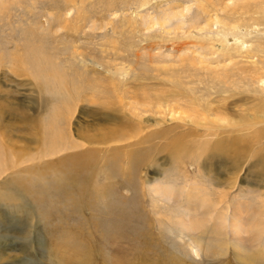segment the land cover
I'll return each mask as SVG.
<instances>
[{
	"label": "rangeland",
	"instance_id": "1",
	"mask_svg": "<svg viewBox=\"0 0 264 264\" xmlns=\"http://www.w3.org/2000/svg\"><path fill=\"white\" fill-rule=\"evenodd\" d=\"M262 82L264 0H0V264H264V154L233 167L231 155L209 160L211 146L234 134L200 130L190 150L196 139L208 146L182 161L159 149L188 130L187 117L217 122L185 98L197 106L224 97L230 116L254 117L264 113ZM154 92L182 101L144 115L156 139L138 146L149 151L138 180L106 183L105 192L91 186L85 204L69 196L53 163L94 147L81 138L112 129L107 115L121 111L119 102L130 113ZM128 121L129 132L145 134ZM260 127L252 151L264 150ZM246 130L239 134L257 128ZM127 143L97 146L96 180L116 181L130 167L110 149Z\"/></svg>",
	"mask_w": 264,
	"mask_h": 264
},
{
	"label": "bare ground",
	"instance_id": "2",
	"mask_svg": "<svg viewBox=\"0 0 264 264\" xmlns=\"http://www.w3.org/2000/svg\"><path fill=\"white\" fill-rule=\"evenodd\" d=\"M14 67H15V69H18L19 68V67L16 66V63L14 65ZM22 72H23V70H22ZM110 84L112 85V87H115L114 81L111 80ZM261 84H262L263 89H264V82H262ZM96 91H99V90H96ZM102 93H104V92H102ZM145 94H143L144 96L142 95V100H141L142 103L136 102V103H133V104L129 105L130 109L132 110V112H130V113H127L126 110H123V109H125V105H123L121 102H119V105L121 107V111L120 112H116V113L114 112L113 114L107 115V118L110 119L109 120L110 124L113 125L114 127H112V129H106L107 131L105 132L104 136H102L101 138H91V137L90 138H88V137H82L81 138L87 144H89L91 146H94V147L87 148L85 150L76 151L73 154L64 156L63 158L57 160L56 163H53L52 162L53 163V166L56 167V170L58 171L59 184H61L63 182V184L65 186L64 187L65 188L64 190H67L70 193V194L68 193L69 196H76L77 198H79L78 200L76 199V201H80L82 204H85V201H84L85 199L82 198V197L85 195L86 191H88L89 189L92 188L91 186H93V187H95V186L100 187L99 185H103V186H101V191H104L105 192V191H107V188L106 187L108 186V184H111L112 185L114 183L116 184V182H120V185L130 184L131 181H132L131 180V177L133 175L135 177L134 179L135 180H138V175H140V174H139V172L136 174V172L139 171L140 168L146 167L145 158H147L148 152H149V151L147 152L146 150H143V149L138 148V146L142 145L144 142L149 143L150 140L156 139V137H155L154 134L152 136L148 137L147 132H146V131H148V128L146 129V126H144L145 123H143V120L144 121H147V122L150 121V120H148V119L146 120L145 117H144V115H146L148 113H153V112H156V111L158 113H160V112H166V110L169 107H172L175 104L179 107V104L178 103L181 100V99H178L177 98V96H176L177 92H167L166 94H159V93L154 92V93H149L148 95L147 94L145 95ZM127 96H129V95L127 94ZM178 96H179V98H182V99L185 98L182 95H180L179 93H178ZM223 98H221V100H216V99H209L208 100L207 99V100H205V102L203 104H198L197 106H196V104H194L192 102V100H189L188 98H185L187 104H189V105L191 104L193 106L195 105V107L200 110V112H197V115L199 114V115H204V116H207V115H216V116H219L216 121L219 122V121L222 120L221 122H223L224 125L223 126H220V125H218L217 122L212 123L210 121L208 122V120H205V119H203V121L201 120V122H198L196 120H192L191 119L192 117L191 118H188L187 117L186 118L187 119L186 125L188 124V126H186V127L188 128V130L186 132L182 131V133H180L179 135H176L173 139H171L170 142H167V143L165 142L163 145H161L159 147V149H162V150L167 151L168 154H169V156L172 158V160L174 159L175 161L176 160H178V161L181 160L182 161V159L185 157L186 154L192 153L196 148L199 147L201 149L202 147L205 148V146H208V145H205L204 143L201 144L198 141V139H200V137H199L200 135H197V134L194 135L193 134V132H198V130H200V131H202V133L205 132V134H203L204 136H207V134L208 135H212V136H218L220 134H225V133L227 134L226 136H229L230 133L234 134L233 138H229V137L225 138L224 137V139L222 138V139L216 141V144L213 145V146H211L212 154H210V156L208 158L209 160H213V159H221L222 160L223 159L222 158L223 157L222 156L223 154L224 155H231L232 156V160L229 161V165H230L229 167H233V164L234 165H240L242 163V161L245 160L242 157L247 158L250 153H252L251 157H257V154H261V153L264 154V150L263 149L261 151H257V150L252 151L253 145L254 144H259L260 140L262 139L261 138L262 133H260L262 131H260L259 128H262L260 126H264V125H262V124H264V113H255L254 112L255 113V116L252 117L253 115L250 116L249 114H245L244 113L245 111L243 110L239 114V117H241V118H235L237 116H235V117L234 116H230V112L232 111V108H229V106L227 105L228 102H225V100H222ZM228 101H230V100H228ZM65 102L67 104L68 103V99ZM94 102H96V101H94ZM106 105H107V103H106ZM103 107H105V106H103ZM111 107H112V104L110 103V106L108 108H106V109H109ZM192 110L193 111L195 110L194 107H192ZM135 111L136 112H139V113H134ZM141 111H143V112H141ZM190 111H191V109H190ZM185 116H186V114H185ZM255 117L257 119H260V121L255 120L256 119ZM132 118H134V119H132ZM128 120H134V122H135L134 124H136L137 126H139L142 129V132L143 133L145 132V134L143 136H140L139 138H137L138 137L137 135H139L138 134L139 133L138 131H137L138 133L137 132H134V131L132 133L129 132V131H132V129L134 130V127L129 124V121ZM221 122H219V123H221ZM184 123H185V121H184ZM226 126H229V127H226ZM251 128L252 129L253 128L254 129L257 128V131H255L256 133H250V134L247 133L248 135H240L239 134V132L241 130H246V129H251ZM166 135H167V133H162V136H160L159 138L160 139L161 138H164ZM192 135H193V137H196L198 139H196L195 141L194 140L191 141L192 143H194V146L190 150V148H191L192 145H190V143H189L190 139L188 140V138L189 137H192ZM135 138H137V139H135ZM130 139H135V141L132 140V142H131ZM66 140H67V138H66ZM108 141H115V142H121V141H124L125 142V141H127L128 142L126 145L124 144L123 146H121L122 148L120 146L119 147L118 146H114V147H111L110 149L111 150H118V152L121 151L122 154L127 158L125 160L124 164L125 165H128L130 167H128V168H126V167L122 168L123 167L122 166L121 169H123V170H121V169L118 170L120 172L119 173L120 176L118 177V179L116 181H112V179L114 178L113 175H111V174L108 175L106 173H104V174L102 173V176L100 178L98 176V180H96L97 178H96L95 172H96V170L98 168L96 170L94 169V166H96L95 165V158L98 157V154L99 153L104 152L101 147H97V146H100V144H105ZM207 144H209V143H207ZM126 147L129 149V151H126L125 152V151H123V149H125ZM152 147L153 148H152L150 154L156 152V151H154V150H156V149H154V145ZM77 148L78 147H70L69 149L75 150ZM201 150H203V149H201ZM105 151H107V150H105ZM161 152H163V151H161ZM207 153H208V151H207ZM112 155H113V153H112ZM114 158H116V157H114ZM263 158H264V155H263ZM108 159H109V157H108ZM52 163H50V164H52ZM116 163L118 165V163H120V161H117ZM44 165H49V163L48 164H44ZM102 168L104 169L105 167H102ZM201 168H203V167H201ZM204 168H203V170H204ZM132 170H134V171H132ZM106 183H107V186H105L106 189H104V185ZM97 189H95V190H97ZM100 195H101V193H100ZM102 195H104V194L102 193ZM65 197H67V196H65ZM70 198H72V197H70ZM89 199H90V197H89ZM171 199L173 200L174 198L171 197ZM176 200L179 201L178 202V205L179 206H182L181 204H183V203H182L181 199H179V198L176 199L175 198V201ZM86 202H87V205H89L88 203H90V202L89 201H86ZM142 202H146L143 195H141V197H139V203L141 204ZM186 202H190V201H187L186 200ZM190 203H188L189 206H187V207H190L191 208V207H196L197 205H199L200 208H203V207L206 208V205H207V201L206 200L203 201L200 204H197V205L195 203H193V202L191 204ZM135 205H137V204H135ZM136 207H137V209H140V208H138V206H136ZM143 211H145V210L143 209ZM157 211L158 210H156V212ZM139 213L142 215L141 212H139ZM139 213H138V215H139ZM138 215H136V216H138ZM142 217L144 218V219H142V221L145 220L146 217H144V216H142ZM147 220L152 221L151 219H147ZM134 221H136V220H134ZM157 221H158V219H157ZM197 221L198 220H194L192 222V224H195ZM143 223H146V222H142V224ZM151 223H153V222H151ZM197 223L199 224V222H197ZM146 224H148V222ZM141 230L143 232L146 229L143 230V227H142ZM147 231H145L146 234H147ZM196 231L197 230L194 227V230H192L190 232H193L194 234L195 233L197 234ZM145 232H143L142 234L146 235ZM241 232L239 231V234ZM203 233L205 234V232H203ZM149 234H148V237H151V235L149 236ZM198 236H201V234L199 233ZM145 237H147V236H145ZM144 244H147V243L145 242ZM151 244H153V243H151ZM134 246H136V245H134ZM198 246H199V249H200L201 248L200 247L201 245H198ZM225 246H226V244H225ZM145 248L148 249L146 246H145ZM145 248H141V249H145ZM207 250L209 251L210 248L208 247ZM139 251H140V249H139ZM141 251H144V250H141ZM135 252H133V253H135ZM146 256H147V254H146ZM141 258H143V256ZM119 262L120 261H118L117 264ZM131 264H133V262H131ZM135 264H137V263H135Z\"/></svg>",
	"mask_w": 264,
	"mask_h": 264
}]
</instances>
